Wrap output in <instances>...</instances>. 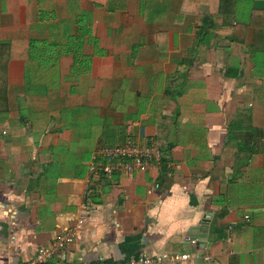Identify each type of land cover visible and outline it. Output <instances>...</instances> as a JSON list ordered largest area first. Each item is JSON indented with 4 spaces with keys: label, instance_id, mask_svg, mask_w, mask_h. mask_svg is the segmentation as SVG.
Listing matches in <instances>:
<instances>
[{
    "label": "crops",
    "instance_id": "0c3cea01",
    "mask_svg": "<svg viewBox=\"0 0 264 264\" xmlns=\"http://www.w3.org/2000/svg\"><path fill=\"white\" fill-rule=\"evenodd\" d=\"M0 42V264H264V0H0Z\"/></svg>",
    "mask_w": 264,
    "mask_h": 264
},
{
    "label": "built area",
    "instance_id": "2783aa9c",
    "mask_svg": "<svg viewBox=\"0 0 264 264\" xmlns=\"http://www.w3.org/2000/svg\"><path fill=\"white\" fill-rule=\"evenodd\" d=\"M5 133V131H3ZM160 152L155 145L140 147L136 144L102 145L92 154L88 169L92 174H111L114 172H132L141 169L149 158L159 157ZM84 222L78 219V225ZM75 234H64L48 245L38 248L36 254L28 261L20 264H46L49 257L66 244L73 242ZM187 254L175 255V259H185ZM160 256L142 254L138 257L116 261L110 264H161ZM96 264H104L98 262Z\"/></svg>",
    "mask_w": 264,
    "mask_h": 264
},
{
    "label": "trees",
    "instance_id": "16d2710c",
    "mask_svg": "<svg viewBox=\"0 0 264 264\" xmlns=\"http://www.w3.org/2000/svg\"><path fill=\"white\" fill-rule=\"evenodd\" d=\"M85 33H86V32L84 31V34H85ZM82 35H83V34H82ZM82 35H80V36H78V37H72V38H71L72 42H70V44L74 46V49H75L76 51H80L81 47L83 46L84 38H83ZM88 41H91L90 38L88 39ZM7 46H8V43L0 42V52H1L2 49L7 48ZM70 47H71V46H70V45L67 46V44L61 45L60 47L58 46V50H57V52H59V51L62 52V50H64V51H65V50L68 51ZM61 49H62V50H61Z\"/></svg>",
    "mask_w": 264,
    "mask_h": 264
}]
</instances>
